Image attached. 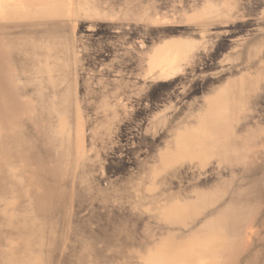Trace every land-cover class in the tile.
Here are the masks:
<instances>
[{
	"label": "bare ground",
	"instance_id": "1",
	"mask_svg": "<svg viewBox=\"0 0 264 264\" xmlns=\"http://www.w3.org/2000/svg\"><path fill=\"white\" fill-rule=\"evenodd\" d=\"M244 1L220 4L243 7ZM213 2L200 0L183 15L182 20L190 24L181 30L196 37L194 41L165 43L157 49L160 58L168 50H177L183 61L186 57L198 63L210 59L202 69L214 72L205 75V82L191 96L197 104H188L186 121L171 131L174 140L155 161L150 181L143 179L132 186L148 189L140 207L143 204L151 218L141 227L133 220L123 219L132 222L129 226L117 224L122 220L117 217L111 221L115 222L112 233H107L108 227L100 229L102 237L92 231L90 241L80 243L82 262L87 251L99 245L133 248L152 242L158 250L153 264H264V0H249L257 22L232 45L226 43L231 33L228 25L198 23ZM83 7L84 0H0V264H33L40 235L35 225L29 228L36 221L31 207L24 210L20 204L24 195L26 200L54 206L53 185L44 181L33 160L22 153L31 139L25 127L50 130L64 105L80 102L78 95L73 98L67 92L61 95L60 105L33 101H42L47 88L68 87L73 78L77 86L82 83L85 37L75 29L82 26L76 17H82ZM211 12L207 18L216 16V10ZM71 29L72 37L67 34ZM213 36L212 48L205 49L206 37ZM174 70V66L162 67L159 78L165 79ZM107 103L103 100L95 106L105 115L122 110L121 104L110 108ZM11 128L13 134L6 138L4 132ZM154 128L158 131L157 123ZM17 173L35 190L28 188L23 194ZM183 176L194 183L188 190L169 193L173 183L169 178ZM84 190L89 192L86 185ZM162 196L161 201L152 202ZM173 226L188 231L180 234ZM145 231L150 234L140 238L138 234ZM174 239L184 241L188 248L182 252L184 243L180 242V250L167 255L173 247L166 242ZM96 259L103 258L98 253Z\"/></svg>",
	"mask_w": 264,
	"mask_h": 264
},
{
	"label": "rangeland",
	"instance_id": "2",
	"mask_svg": "<svg viewBox=\"0 0 264 264\" xmlns=\"http://www.w3.org/2000/svg\"><path fill=\"white\" fill-rule=\"evenodd\" d=\"M198 1L84 0V13L82 17H76L82 26L75 29L85 37L82 83L77 86L73 78L68 87L47 88L43 90L42 101H33L60 105L61 95L67 92L73 98L78 95L80 102L77 104L72 100L64 105L50 130L25 127L31 139L22 153L33 160V166L39 168L44 181L53 185L54 198L52 209L48 204L26 200L25 195L20 200L24 210L30 206L34 212L36 222L29 228L35 227L38 237L40 235L36 240L39 244H35L37 252L33 253V264H144L148 259L149 264L157 262L155 254L158 250L150 245V240L147 248L99 245L87 251L88 257L85 255L83 262L78 255L83 254L80 243L89 242L93 233L102 237L100 229L105 227L110 228L108 234L112 233L115 222L111 221L117 217L122 219L117 220V224L129 226L132 223L123 221L125 219L138 221L141 227L151 218L142 209L143 198L148 196L144 192L148 189L146 186L133 189L132 186L143 179L150 181L155 161L168 151L167 146L174 140L171 131L186 121L188 104L191 101L197 104L191 96L205 82V75L214 72L202 69L210 59L198 63L186 57L183 61L177 57V50H168L160 58L157 52L165 43L171 45L196 39L185 34L181 27L190 24L182 20L183 15L189 13L190 6ZM222 1L214 0L212 7L205 8L198 23L228 25L227 30L231 33L226 43L232 45L251 31L257 21L249 0L244 1L243 7L220 4ZM211 9L217 11L212 19L207 18L212 16ZM67 34L72 37L73 30ZM215 39L214 36L206 37L204 48L210 50ZM94 43L100 47L94 49ZM165 66H174L176 70L160 79L159 73ZM103 100H107L110 108L113 104H121L122 110L103 114L101 108L95 106ZM156 123L158 131L154 128ZM13 129L4 132L6 138L13 134L10 131ZM21 174L17 173L15 177L22 184L23 194L28 188L35 190L34 185L28 187L27 179ZM169 179L173 182L172 188L167 189L169 193L188 190L194 183L184 176ZM85 185L89 192H85ZM135 190L139 195L136 192L131 194ZM117 195L121 196L118 200ZM159 198H152L155 200L152 202L161 201L163 196ZM140 203H143L141 207ZM174 228L180 234L188 231L183 226ZM146 234L150 232H141L138 236L142 238ZM157 236L161 237V234ZM180 242L184 243L182 252L187 250L184 241L168 240L166 243L173 250H168L167 255L180 250ZM98 253L102 261L96 259Z\"/></svg>",
	"mask_w": 264,
	"mask_h": 264
}]
</instances>
